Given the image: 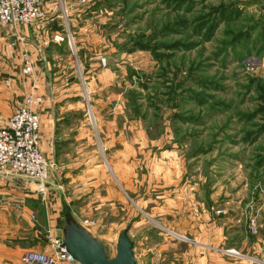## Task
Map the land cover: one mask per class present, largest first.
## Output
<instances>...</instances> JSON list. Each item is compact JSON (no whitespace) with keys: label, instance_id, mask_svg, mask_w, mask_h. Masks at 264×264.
Instances as JSON below:
<instances>
[{"label":"rangeland","instance_id":"obj_1","mask_svg":"<svg viewBox=\"0 0 264 264\" xmlns=\"http://www.w3.org/2000/svg\"><path fill=\"white\" fill-rule=\"evenodd\" d=\"M53 1L56 36L46 50L61 46L75 73L78 89L68 93L85 106L106 186L119 179L104 148L124 135L130 142L131 218L146 224L132 239L148 238L140 263L171 264L179 235L196 234L208 248L222 235L227 249L245 235L263 238L264 0ZM44 11L32 25L49 19ZM106 70L112 78L97 79ZM87 221L96 223L84 219L86 229ZM147 240L165 242L164 255Z\"/></svg>","mask_w":264,"mask_h":264},{"label":"crops","instance_id":"obj_2","mask_svg":"<svg viewBox=\"0 0 264 264\" xmlns=\"http://www.w3.org/2000/svg\"><path fill=\"white\" fill-rule=\"evenodd\" d=\"M53 3V0H45L49 18L46 21L16 29L0 25V126L14 114L25 96H40L43 99L39 106L41 150L55 166L45 195L36 193L35 184L28 180L0 174V264H22L25 251L48 249L49 233H60L63 201L80 223L84 219L96 221L87 230L109 247L116 244L121 231L134 222L131 218L132 180L126 175L131 168L130 142L124 135L104 148L109 152L104 153V157L113 162L119 179V183L108 182L110 185L106 186L103 183L106 181L100 177L102 164H97L101 158L97 153L96 136L84 117L85 106L77 103V95L68 93L78 89V85L72 83L75 73H68V63L64 66L60 49L55 51L61 46L52 45L47 52L45 40L50 37L49 33L51 38L56 36L52 32L53 23H56L52 19L56 15L52 10ZM26 57L33 65L30 75L24 73ZM59 57L61 62L53 61ZM90 75L91 72L87 73L86 78ZM110 75L106 70L96 77L109 81ZM102 192L106 194L102 195ZM136 204L138 209H143L141 201ZM115 209H119L120 214ZM104 224H108L106 229ZM145 225L142 220L134 223L129 231L131 238L133 232L137 234ZM142 233L136 239L135 247L139 264V246L141 248L143 241L148 239ZM242 237V243L227 249L221 244L222 235L213 240L219 241L218 248L195 242L201 240L196 234L179 235L171 246V264H264V237ZM164 243L152 245L147 240L145 248L151 245L149 249H155L159 258L167 248Z\"/></svg>","mask_w":264,"mask_h":264},{"label":"built area","instance_id":"obj_3","mask_svg":"<svg viewBox=\"0 0 264 264\" xmlns=\"http://www.w3.org/2000/svg\"><path fill=\"white\" fill-rule=\"evenodd\" d=\"M44 6L45 0H0V24L14 29L30 26L44 17ZM32 72V62L26 57L24 73ZM41 104V97L25 96L21 106L0 128V173L31 181L37 185L38 192L45 195L53 164L41 150V118L35 111ZM85 225L90 227L92 223L87 221ZM48 238L47 251H26L22 261L25 264H76L60 236L49 233Z\"/></svg>","mask_w":264,"mask_h":264},{"label":"water","instance_id":"obj_4","mask_svg":"<svg viewBox=\"0 0 264 264\" xmlns=\"http://www.w3.org/2000/svg\"><path fill=\"white\" fill-rule=\"evenodd\" d=\"M62 210L61 239L67 253L77 264H139L135 255L136 241L129 234L130 227L119 234L113 257L111 248L83 227L65 201Z\"/></svg>","mask_w":264,"mask_h":264}]
</instances>
